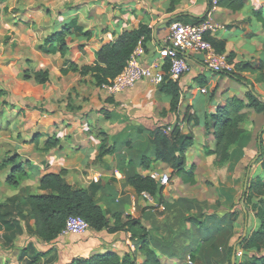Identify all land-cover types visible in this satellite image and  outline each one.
<instances>
[{
    "label": "crops",
    "instance_id": "0c3cea01",
    "mask_svg": "<svg viewBox=\"0 0 264 264\" xmlns=\"http://www.w3.org/2000/svg\"><path fill=\"white\" fill-rule=\"evenodd\" d=\"M236 1L241 7L220 0L208 10L209 0H178L169 11L170 0H0V264H69L105 252L144 261L126 225L111 231L89 228L82 235L58 233L48 241L38 237L27 197L47 193L38 184L49 173L90 189L96 204L108 215L118 214L121 224L137 219L160 264H229L227 247L260 223L250 213L244 220L235 200L226 204L218 196L207 198L203 184L213 173L214 155L205 151L213 150L216 141L205 123L230 98L245 100L248 87L228 73L206 68L201 53H189L188 70L175 82L177 105L171 109V96L160 84L140 80L110 95L94 72L79 69L95 65L102 46L140 25L150 29L149 37L137 42L143 63H150L158 59L171 16L206 15L221 26L208 38L222 45L229 72L250 82L249 88L264 100V80L258 79L255 66L239 68L246 62L264 65V0ZM63 29L65 51L44 52V39ZM71 64L76 69H68ZM37 71L47 72V80L36 82ZM176 126L180 136L189 137L182 157L185 170L194 167L193 184L182 182L157 158V136H170ZM251 142L242 156L251 153ZM152 171L167 173L169 182L157 185L161 189L150 198L127 183L129 175ZM179 198L195 200L196 208L186 209L190 204ZM233 210L238 216L232 235L227 241L213 236L218 219ZM193 215L196 220L187 219ZM235 252L231 264L255 253L240 246ZM261 254L264 250L256 255Z\"/></svg>",
    "mask_w": 264,
    "mask_h": 264
},
{
    "label": "trees",
    "instance_id": "16d2710c",
    "mask_svg": "<svg viewBox=\"0 0 264 264\" xmlns=\"http://www.w3.org/2000/svg\"><path fill=\"white\" fill-rule=\"evenodd\" d=\"M178 0H170L168 10H173L175 2ZM220 0H218L219 2ZM232 8L236 9L241 7V1L234 0ZM211 8V2L209 0L208 10ZM185 14H177L169 18L171 21H182L184 23L198 24L205 19L206 15L202 18H188L183 19ZM67 29H63L60 32L50 34L44 39V47L42 50L46 53H53L55 51L64 52L66 49L65 34ZM150 35V29L145 25H140L137 30L125 31L119 37L117 41L111 44L102 46L96 53L95 65L88 67L83 66L79 69L81 73L94 72V78L96 82L101 85L109 80H112L120 71L124 68L126 60L130 53L137 45V42L141 36L148 38ZM208 41L216 48L217 52H222V45ZM255 69L258 71V79L264 80V65L261 62H246L240 65V69L249 70ZM68 69H76L71 64ZM167 69V66H164ZM66 70L62 69V73ZM228 73L236 80L243 82L248 89L245 92V100L232 97L224 106H218L214 114L209 116V119L205 123L206 132L212 129L213 136L215 138V148L213 150L206 149V154H213L216 156L217 152L223 156L221 162L230 158V149L233 145L239 142L240 153L244 155V148L252 140V136L248 132L239 127L240 119L243 117L244 109H252L255 114L264 115V100H261L254 92L251 83L244 78L238 77L232 72H218ZM47 72L37 71L33 73V78L36 82H44L47 80ZM161 88L165 90L170 96V107L175 109L178 100V91L175 86V82L164 78V81L160 84ZM188 136H180L177 126L171 130L170 136L159 134L156 138L157 144V158L161 161L167 162L174 170V173L184 183L193 184L194 180V167H190L185 170L183 168L184 159L182 157L183 149L188 145ZM249 140V142H248ZM248 142V143H246ZM255 146L258 149L259 158L261 159L260 167L264 171V124L262 128L257 132L255 137ZM179 152V156L174 153ZM261 153V155H260ZM253 160L245 166L247 170L246 184L242 191L241 203H243V218L247 219L249 209L244 203L248 204L250 210L254 212V215L259 219V227L253 230L250 234L245 236H239L233 246L227 247L225 257L229 264H231V257L236 254L235 249L240 246L244 251L252 249L256 254H259L264 250V175H257L254 178L248 176L249 170L253 167ZM220 161H216L215 164L221 165ZM11 181V179H9ZM127 183L133 187L136 193L142 192L148 193L150 196L155 195L161 187L147 176H141L139 174H132L127 177ZM38 188L45 190V194H29L27 202L29 211L35 219V234L43 240H51L58 233L61 232L64 227L65 220L70 215H77L87 221L90 228L98 231L102 229L116 230L127 226L131 232V238H135L139 244L138 249L144 256L142 263H137L133 257L127 255L120 257L113 252H105L101 254H94L87 259H75L69 264H160L154 250L149 247L148 244V231L140 225L137 219L128 218L123 224L120 223V216L118 214L108 215L99 205L96 204L92 197L90 189L76 188L69 185L60 174L49 173L41 177L39 180ZM179 201L189 203L186 208H196V201L193 199L179 198ZM1 205V204H0ZM233 205V204H232ZM231 205V206H232ZM205 212L200 216L204 219ZM238 212L233 210L225 213L222 218L218 219V228L215 231V235L223 237L224 241L232 235L233 221L236 220ZM198 216H190L187 219L196 220ZM110 223L113 226H110ZM213 236H210L212 238ZM217 236V237H218ZM208 238V240L210 239ZM207 239V238H206ZM205 239V240H206ZM217 238H213L212 245L215 247ZM251 256L243 255L241 261L235 264H264V254Z\"/></svg>",
    "mask_w": 264,
    "mask_h": 264
},
{
    "label": "built area",
    "instance_id": "2783aa9c",
    "mask_svg": "<svg viewBox=\"0 0 264 264\" xmlns=\"http://www.w3.org/2000/svg\"><path fill=\"white\" fill-rule=\"evenodd\" d=\"M214 7L218 0H210ZM221 26L213 23L210 19H204L198 24L184 23L182 21H171L168 31L162 44L158 47V59L150 63H143L141 49L138 44L130 53L124 68L112 80L102 83L100 88L110 95L118 94L140 80H148L154 85H159L164 78L176 82L181 75L188 70L186 54L201 53L203 65L214 72H229L232 66L224 54L215 50L208 41L209 37ZM167 66V69H164ZM201 92H205L202 88ZM169 128H166L168 131ZM149 177L159 186L168 184L169 176L164 172L152 171ZM142 194L150 198L149 194ZM90 228L85 219L77 215H70L66 218L62 234L82 235ZM133 249L134 245H130Z\"/></svg>",
    "mask_w": 264,
    "mask_h": 264
},
{
    "label": "rangeland",
    "instance_id": "374dc122",
    "mask_svg": "<svg viewBox=\"0 0 264 264\" xmlns=\"http://www.w3.org/2000/svg\"><path fill=\"white\" fill-rule=\"evenodd\" d=\"M197 98L201 99L202 95L198 94ZM241 112L244 114L240 119L239 127L246 130L248 134H251L252 136L251 153L242 156L240 153L239 142L231 147L229 151L230 158L224 162H221L220 159L223 156L220 152H217L216 156L214 155V162L211 165L213 167V173L212 175L205 177V182L203 184L207 198L213 199L215 196H218L226 204L235 200L234 208H236L239 213H241L240 206H243V203H241V196L246 184L245 179L247 170L245 169V166L254 158V164L251 170H249L248 176L254 178L257 175H264V171L260 167L261 159L259 158V154L256 156L258 149L255 146V137L264 124V115L255 114L252 109H244ZM246 147H248V144ZM261 152H264V147H262ZM216 161H220L223 164L217 165L215 164ZM200 177L203 179L202 175ZM190 192L193 193L192 191ZM244 204L249 209V213L254 215V212L250 210L249 205L246 203ZM232 207L233 205L231 208Z\"/></svg>",
    "mask_w": 264,
    "mask_h": 264
},
{
    "label": "water",
    "instance_id": "95a60500",
    "mask_svg": "<svg viewBox=\"0 0 264 264\" xmlns=\"http://www.w3.org/2000/svg\"><path fill=\"white\" fill-rule=\"evenodd\" d=\"M246 180H247V178H246ZM246 180H245V183H246ZM234 257H235V255L233 254V256H232V260H234Z\"/></svg>",
    "mask_w": 264,
    "mask_h": 264
}]
</instances>
